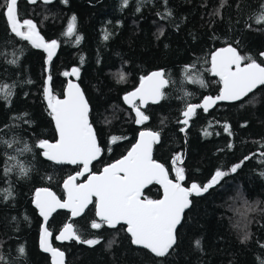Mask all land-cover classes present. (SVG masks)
Returning a JSON list of instances; mask_svg holds the SVG:
<instances>
[{
  "label": "trees",
  "instance_id": "trees-1",
  "mask_svg": "<svg viewBox=\"0 0 264 264\" xmlns=\"http://www.w3.org/2000/svg\"><path fill=\"white\" fill-rule=\"evenodd\" d=\"M221 5L222 0H167L166 4L164 0H128L127 6L123 0H68L67 4L18 0L21 21L31 19L46 41H58L48 66L53 94L61 96L67 77L63 73L70 66L80 69L75 80L89 103L90 123L102 148L93 171L120 156L142 128L160 132L153 158L169 169L172 179L171 161L176 154L182 155L186 187L192 182L203 185L217 170L229 171L210 193L190 198L193 206L178 226L177 243L164 258L133 245L119 226L91 228L93 205L73 221L66 211L57 210L48 222L53 234L69 220L83 238L101 241L94 246L74 240L55 244L52 238L53 246L65 253V264L264 262V86L241 101L217 103L207 112L197 109L185 131L180 130L185 106L218 91L219 78L208 71L215 48L231 44L242 55L262 62L264 23H257V18L264 12V0H223ZM73 15L76 32L69 37L64 33ZM155 68L170 81L163 89L165 99L147 105L143 110L149 120L137 125L121 95ZM189 69L206 87L186 78ZM120 72L125 82H117ZM44 75V52L10 33L0 9V83L11 86L13 93L7 100L0 94V256L4 258L0 264H49L37 247L39 217L32 204L33 191L47 187L61 198L62 179L78 169L48 161L35 147L41 139H55L42 96ZM5 141L13 142V147ZM25 145L32 150L21 152ZM238 163L241 167L231 173L230 167ZM21 165L27 175L21 173ZM5 189L12 192L7 200ZM159 192L156 184L149 185L145 196L156 199ZM244 200L256 207L247 213L250 235L246 241L235 226L241 219L238 210L246 208ZM197 239L200 248L195 246Z\"/></svg>",
  "mask_w": 264,
  "mask_h": 264
},
{
  "label": "snow or ice",
  "instance_id": "snow-or-ice-1",
  "mask_svg": "<svg viewBox=\"0 0 264 264\" xmlns=\"http://www.w3.org/2000/svg\"><path fill=\"white\" fill-rule=\"evenodd\" d=\"M36 3L37 0H29ZM44 3H52V0H43ZM67 4L68 0H62ZM128 0H123L127 6ZM165 4L167 0H164ZM223 6V0L222 5ZM0 9L6 18L11 32L23 41H27L32 47L43 49L47 53V62L50 64L59 47L58 41L53 39L46 41L37 29V24L31 19H21L18 16V0H0ZM140 9L137 8V11ZM160 15V14H158ZM171 15V12H167ZM76 16L73 15L67 25L65 35L71 37L76 32ZM257 23H264V12L258 18ZM105 39L108 36L105 35ZM80 37L76 36L77 43ZM239 42H237L238 44ZM264 57V52L259 54ZM16 63V60L10 61ZM211 67L208 71L219 78L222 85L219 94L215 97L205 96L200 104H188L182 115L184 119L180 123L188 125L189 119L196 114L197 109L205 112L219 101L235 102L253 93L258 86H264V62H257L251 55H242L237 47L229 44L220 48L211 55ZM186 78L193 84H206L202 78L191 75V70H186ZM79 68H72L71 73L65 72V76L79 77ZM52 77H47L48 86L44 89L47 107L55 123L57 139L50 142L47 139L39 140L35 147L42 150L41 154L48 161L56 164L76 165L80 170L70 175L63 181L65 198L61 200L50 188L42 187L35 190L33 203L43 218L44 226L40 233V247L45 253L51 254V264H64L65 253L52 244L53 233L49 230L48 222L57 209H66L71 217H80L89 205H93L95 216L99 222L93 220L91 228L100 229L103 226L125 230L133 245L149 250L158 258H164L170 254L177 243L178 226L182 224L186 211L193 206L190 198L201 197L210 193V190L218 186L229 175V171L217 170L211 179L201 185L192 182L189 187L184 186L186 179L185 168L181 154H176L172 161V171L175 179L170 178L169 169L163 163L153 158V146L160 141V132L142 130L131 149L123 158L103 167L99 173L92 170L93 162L102 154V148L97 141V133L90 123L89 103L85 98L79 84L69 82L61 99L53 94L51 88ZM123 72L118 73V83L125 82ZM170 81L162 70L153 71L141 76L139 86L124 95V102L135 113V123L143 125L149 120L143 109L147 105L157 104L165 99V89ZM0 94L5 99L13 95L11 86L0 83ZM182 132L185 128L180 129ZM225 131H228L225 125ZM115 142V139L113 140ZM9 148L13 142L5 141ZM32 149L25 145L20 151L30 152ZM15 159V157H9ZM249 157H245V160ZM241 167L238 163L231 167L230 172L236 173ZM11 171V169H6ZM20 171L27 175L28 170L22 165ZM264 175V173H262ZM81 177H86L83 182L77 183ZM51 179V177L49 178ZM159 185L163 189L162 198L152 199L145 196V189L149 185ZM4 199L12 196L10 189L4 190ZM246 208L238 210L241 219L236 227L243 233V239L249 238L247 231V213L255 212L256 207L243 201ZM126 226V227H125ZM57 241L75 240L78 243L94 246L101 241L99 238H83L73 223H65L59 234L55 236ZM197 248L201 247V240L195 241ZM264 246V245H262ZM24 253V248L18 250ZM4 258L0 256V260ZM264 264V262H262Z\"/></svg>",
  "mask_w": 264,
  "mask_h": 264
},
{
  "label": "water",
  "instance_id": "water-1",
  "mask_svg": "<svg viewBox=\"0 0 264 264\" xmlns=\"http://www.w3.org/2000/svg\"><path fill=\"white\" fill-rule=\"evenodd\" d=\"M41 1L43 2V0H41ZM3 15H4V14H3ZM4 18H5V16H4ZM5 21H6V18H5ZM6 24H7V27H8L9 32L12 33V32H11V29H10V26L8 25L7 21H6ZM12 34L15 35L14 33H12ZM226 46H228V44H227V45H223V46H220V47L215 48V49L211 52V55H212V53H214V52L217 51L218 49L223 48V47H226ZM42 51L44 52V71H45V75H44V86H43V90H42V96H43V100H44L45 107H46L47 111L49 112V117H50L51 123H52L53 128H54V131H55V123H54V121H53L52 118H51L50 110H49L48 107H47V100H46L45 95H44V89H45V87L48 86V84H47V77L49 76V73H48V66H49V63L47 62V53H46L43 49H42ZM261 52H264V51H261ZM261 52H259V54H260ZM259 56H260V55H259ZM260 58H261L262 62H264V57H261V56H260ZM210 60H211V56H210ZM74 67H75V66H70V67L68 68L67 72L71 73V69L74 68ZM210 67H211V64H210V61H209V68H210ZM158 70H161V69H160V68L151 69V70H149L146 74H144L143 76L148 75V74H150L151 72H153V71H158ZM210 73H211V72H210ZM75 78H76V76H72V75H69V76L66 77V80H65L64 85H63V88H62V94H61V96H59V98H61V99L64 98V94H65V91H66V89H67V84H68L69 82L77 83L76 80H75ZM139 82H140V79L137 81V83L135 84V86H134L133 88H131V89L125 91V92L121 95V101H122V103H123L125 106H129V105H127V104L124 102V100H123L124 95H126L127 93L133 91L136 87H138V86H139ZM77 84H78V83H77ZM221 87H222V85H221L220 82H219V88H218V91L216 92V94H213V95H205V96H213V97H215L216 95L219 94V91H220V88H221ZM205 96H203L199 101L194 102V103H190V104H200V103H202V102H203V98H204ZM217 103H230V102H228V101H219V102H217ZM217 103H216V104H217ZM150 104H151V103H150ZM186 107H187V105L185 106V108H184L183 111L186 110ZM212 107H213V106H212ZM212 107H210L209 109H211ZM200 109H202V108H200ZM209 109H208V110H209ZM132 111H133V110H132ZM133 113H134V111H133ZM134 115H135V113H134ZM183 119H184V117L182 118V120H183ZM185 127H186V126L183 125L182 128H185ZM142 130H150V129H148V128H142V129L138 130L137 133L135 134L134 140H133L132 143L128 146V148L124 151V153H123L122 155H120L119 157H117V158H115V159H113V160H111V161L105 163L104 165H102V166L99 168V170L96 171V172L99 173L100 171H102L103 167H105V166H107V165H109V164H111V163H114L115 161H117V160L123 158V156H125V155L127 154V152L131 149L132 145L136 143V141H137V139H138V137H139V132L142 131ZM151 131H152V130H151ZM57 138H58V137H57V134H56V131H55V139H54L53 141H50V142H55V140H56ZM53 163H55V162H53ZM64 165H68V164H64ZM79 170H80V169L78 168L77 171H79ZM77 171H75V172H73V173L67 175V176L64 177V179L61 181V189H62V191H63V197H62L61 200H63V199L65 198V192H64V189H63V181H64L65 179H67L68 176H70V175H74ZM84 179H86V177H84V178H83L82 180H80V181H77V183H79V182H83ZM157 186H158L159 189H160V196H159L157 199H160V198H162L163 189H162L161 186H159V185H157ZM38 188H42V187H37V188H35L34 191H33L32 204H33L34 206H35V204L33 203L34 193H35V190L38 189ZM35 209H36L37 215H38V217H39V219H40V221H39V225H38L37 247H38L39 251H41L42 253H44V254L47 255V257H48V259H49V264H51V254H50V253H45V252L41 249V247H40V243H39V241H40V233H41V230H42V228H43V226H44V221H43V218H42V217L40 216V214H39V210H38L36 207H35ZM63 210H65V211L68 212V215H69L70 218H73V217H71V214H70V212H69L68 210H66V209H63ZM93 210H94V216H95V209H94V206H93ZM95 217H96V216H95ZM96 218H98V217H96ZM65 223H70V222L67 221V222H65ZM65 223H64V224H65ZM64 224H63V225H64ZM63 225H62V226L56 231V233H55L54 236H53V239H54V241H55L56 243H62V242H65V241H57V240H55V236L59 234L60 230H62ZM125 227H126V226H125ZM124 231H125V230H124ZM125 233L129 236V234H128L126 231H125ZM129 238H130V236H129ZM130 240H131V239H130ZM56 248H57V247H56ZM148 251H149V250H148ZM149 252H150V251H149ZM64 264H65V263H64Z\"/></svg>",
  "mask_w": 264,
  "mask_h": 264
},
{
  "label": "flooded vegetation",
  "instance_id": "flooded-vegetation-1",
  "mask_svg": "<svg viewBox=\"0 0 264 264\" xmlns=\"http://www.w3.org/2000/svg\"><path fill=\"white\" fill-rule=\"evenodd\" d=\"M123 153H124V152H123ZM123 153H122V154H123ZM122 154H121V155H122ZM118 157H119V156H118ZM77 170H78V169H77ZM77 170H76V171H77ZM74 172H75V171H74ZM72 173H73V172H72ZM70 174H71V173H70ZM68 175H69V174H68ZM66 176H67V175H66ZM66 176H65V177H66ZM83 178H84V177H81L78 181L82 180ZM63 179H64V178H63ZM63 179H62V180H63ZM60 187H61V183H60ZM158 188H159V187H158ZM61 190H62V189H61ZM159 191H160V189H159ZM62 193H63V191H62ZM159 193H160V192H159ZM159 196H160V194H159ZM159 196H158V197H159ZM62 197H63V194H62ZM62 197H61L60 199H62ZM156 199H157V198H156ZM57 210H63V209H57ZM64 211H65V210H64ZM66 212H67V211H66ZM36 213H37V212H36ZM67 214H68V212H67ZM92 216L94 217V220H96L97 222H99V218H96V217L94 216V210L92 211ZM68 218H69V220L71 219V220L73 221V220L77 219L78 217L70 218L69 215H68ZM69 220H68V222L72 223V222L69 221ZM39 221H40V219H39ZM65 222H67V221H65ZM65 222H64V223H65ZM64 223H63V224H64ZM63 224H62V225H63ZM38 225H39V224H38ZM62 225H61V226H62ZM78 225H79V222H77V226H78ZM61 226H60V227H61ZM90 226H91V223H90ZM60 227H59V228H60ZM105 227H106V228H109V227H107L106 225H105ZM59 228H58V229H59ZM58 229H57V230H58ZM109 229H112V228H109ZM57 230H56V231H57ZM55 233H56V232H55ZM55 233H54V234H55ZM54 234H53V236H54ZM52 238H53V237H52ZM37 239H38V236H37ZM53 241H54V239H53ZM74 241H75V240H74ZM130 241H131V240H130ZM54 242H55V241H54ZM65 242H67V241H65ZM62 243H64V242H62ZM55 244H61V243H56V242H55ZM54 247H57V246H54ZM57 248H58V247H57ZM58 249H59V248H58ZM60 250H61V249H60ZM61 251H62V250H61ZM45 255H46V254H45ZM64 263H65V262H64Z\"/></svg>",
  "mask_w": 264,
  "mask_h": 264
},
{
  "label": "rangeland",
  "instance_id": "rangeland-1",
  "mask_svg": "<svg viewBox=\"0 0 264 264\" xmlns=\"http://www.w3.org/2000/svg\"><path fill=\"white\" fill-rule=\"evenodd\" d=\"M233 166H235V165H232L231 167H233ZM231 167H230V169H231ZM214 174H215V173H214ZM214 174H213V175H214ZM213 175H212V176H213ZM210 179H211V178H210ZM210 179H209V180H210Z\"/></svg>",
  "mask_w": 264,
  "mask_h": 264
}]
</instances>
